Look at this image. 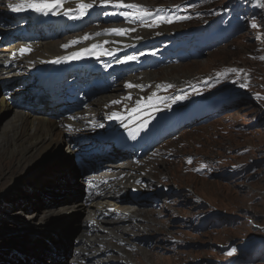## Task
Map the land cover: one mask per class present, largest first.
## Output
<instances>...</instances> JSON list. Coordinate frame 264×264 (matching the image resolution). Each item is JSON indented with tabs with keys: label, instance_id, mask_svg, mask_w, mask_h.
<instances>
[{
	"label": "rangeland",
	"instance_id": "rangeland-1",
	"mask_svg": "<svg viewBox=\"0 0 264 264\" xmlns=\"http://www.w3.org/2000/svg\"><path fill=\"white\" fill-rule=\"evenodd\" d=\"M231 1L131 0L130 4L139 5L150 13L144 16L143 23L133 18L139 15L136 10L109 6L111 9L107 8L106 14L101 16L102 22L109 23L90 24L72 34L87 35L98 27L99 32L146 25L152 35L150 39L154 38L152 41L161 45L157 47L153 43L135 53L136 57H152L147 70L143 68L138 70L142 72L124 73L115 89L112 87L109 92H100L94 101L102 96L123 95L127 88L122 84L125 85V79L130 76L153 75L159 78L161 85L159 90H154L156 95H153L154 102H150L152 106L169 110V116L178 113L176 117L180 118L185 113L180 111L182 107L199 103V107H188V111H193L170 126L174 127L173 133L164 135L170 137H160L162 139L155 145L156 150L151 149L146 153L147 157L140 159L145 162L143 168L155 162L145 171L154 177V190L146 186V192L153 194L156 189L165 194L157 198L160 200L158 204L154 199L142 207L127 205L132 211L150 212L153 215L146 214L144 219L132 223L121 224L118 221L117 226L126 230L127 239L119 236L128 241L132 250L128 255L132 261L128 260L127 255L115 251L105 257L98 255L96 262L221 264L236 257V264H264V8L258 6V0H251L254 11L247 9L240 18L236 14L232 19L219 20L220 15L229 9L227 4ZM185 10L188 13L184 21L173 20L174 14ZM124 12L132 13V16L125 18L122 15ZM114 13H118L122 19L113 21L106 17ZM157 17H164L165 20ZM253 23L257 24V28H252ZM175 48L182 50L173 53ZM173 67L179 76L172 78L176 81L181 79L182 82L171 84V77L167 78V70ZM232 79H238L241 84ZM210 83L218 84L192 93ZM153 86L157 88V85ZM120 88H124L122 92ZM141 88L153 91L150 85ZM171 94L179 97L172 104L167 100ZM186 94L189 95V101L183 98ZM127 99L130 100L129 97ZM116 102L123 105L121 100ZM137 102L134 101V104ZM14 114L15 111H11L0 115V147L4 131ZM68 151L67 143L57 151L50 148L48 152L53 153L47 152L35 162L30 161L29 166L12 178L9 177L11 168L8 161L0 160V264H33L32 251H38L41 243L44 249L50 247L48 235L61 230L59 225L62 219L68 220V230L61 233L58 243L59 249L66 243L62 258L58 262L51 260L49 248L46 249L47 257L40 256L39 263L66 264V255V260L70 262L68 252H74L72 241L80 232V225L86 216L84 213L77 212L70 219L67 215L60 219L45 217L42 220L44 209H27L29 206L24 200L16 207L8 203L19 196L18 192L27 190L29 181L33 182V177L40 169L53 161L67 159L70 156ZM86 171L83 166L75 169L79 181H76L77 185L67 188L70 191H54L48 187L39 190L42 203L45 205V200L50 202L52 199V209L57 210L62 205L69 206L73 199L81 200L83 194L85 201L88 189L84 183L93 173ZM110 171L105 167L100 174H109ZM195 171L203 173L202 176H198ZM83 186L86 188L84 191ZM9 206H13L12 209L7 208ZM117 215L119 217L121 213ZM26 230H31L33 234L29 235ZM111 230V234L114 233V226ZM40 234L47 236V239L40 240ZM227 245H233L236 250L231 256L227 253L233 248H223ZM20 252L25 253L22 255ZM116 257H123L127 261Z\"/></svg>",
	"mask_w": 264,
	"mask_h": 264
},
{
	"label": "bare ground",
	"instance_id": "bare-ground-1",
	"mask_svg": "<svg viewBox=\"0 0 264 264\" xmlns=\"http://www.w3.org/2000/svg\"><path fill=\"white\" fill-rule=\"evenodd\" d=\"M124 1L126 4L131 2V0ZM15 2L16 0H0V115L15 111L6 131H4V139L0 147V160L8 161L11 168L9 177L12 178L27 165L29 166L31 162H35L46 154L50 148L57 151L67 143L70 156L62 162L53 161L40 169L33 177V182L29 181L27 190L18 192L19 196L12 199V202L8 197V203H12L16 207V205H21L24 200L27 203L26 206H29L27 209H44L42 220L45 217L60 219L67 215V218L70 219L71 215L77 212L86 215L85 225L84 222L81 223L80 232L72 241L74 252H68L70 262L66 260L67 255L63 254V256L66 255L64 257L67 261L66 264H100L98 260L96 262L98 255L105 257L104 255L115 251L127 255L128 260L132 261V257L128 255V252L132 250L127 244L128 241L125 240L127 239L126 230L124 231L117 226L118 221L121 224L132 223L137 219H144L146 214L153 215L150 212L132 211L127 205L133 204L142 207L147 205V202L152 203V200H156L165 194L156 191V189L153 194L146 192V186H150L154 190L152 182L154 177L146 174L145 171L155 162L143 168L145 162L140 160L147 157L145 156L146 153L154 148L160 137L170 133L164 131L162 134H155V126L164 123L165 117L162 111L152 108V104H150L152 99L149 100V97L153 98V95H156L154 90H159L158 87L161 84L159 78L157 79L153 75L148 76L147 73V76H130L125 79V85L122 84L124 88H127L123 95L118 93V95L102 96L95 101L94 99L100 92H109L112 87L115 89V84L123 74V70L130 68L131 70L128 72H131L134 67V71H138L144 68L140 65L150 62L151 57L147 55L135 57L134 54L152 46L153 43L149 45L142 43L145 40L152 41L154 38L150 39L152 35L146 25L112 28L129 29L130 31L124 36H116L110 33L108 30L111 29L98 32L100 27L91 30L87 35H72L90 24L98 22L100 25H104L109 23L98 21L109 8L98 6L99 0H84V2L93 3L94 7L82 17L76 10L80 0H64L62 8L54 9L56 15L51 13L43 15L29 10L16 13V17H9L10 8L8 5ZM106 17L113 21L122 19L118 13H114L113 16L108 14ZM41 28L46 29L43 36L38 33ZM44 37L45 39L42 40ZM85 37L88 38L85 39ZM11 41H14L12 46L9 45ZM93 45L99 46L97 51L107 52L110 55H100L98 58L96 54L91 52L84 53L85 49L91 50ZM22 48L28 51L21 54L20 49ZM74 53L84 54L81 58L74 59ZM126 57H134L135 59L120 63ZM91 64H103L106 70H113L110 76L111 85L106 84L109 80L100 79L99 85L92 88V84L97 82V76L91 72L93 68L90 66ZM174 70H176L175 67L167 70V78L171 77V84L177 81L182 82L181 79L177 81L174 79L179 76V73ZM46 81L50 82L51 87L57 89L59 93L65 85L73 81L79 86L86 85V88L80 87L79 92L85 97V105H89L83 107L82 110L78 105L69 106L68 111L66 110L67 112L65 111V114L61 115L62 107L54 104L52 98L44 91L42 84ZM129 84L133 87H128ZM148 85L152 87L153 91H145L141 88ZM153 85H157V88L155 89ZM124 88H120L119 91L122 92ZM127 94L129 95L125 98ZM128 97L130 100L127 99ZM120 100L122 106H125L123 110H120L122 106L119 102L113 103ZM134 101L138 102L134 104ZM43 110L47 112L43 113ZM192 111V109L189 110V112ZM113 113H116L117 117H122V120L109 119ZM102 122L106 124L105 127H102ZM92 135L97 136L98 142L90 146L94 149L86 152L85 157L79 162L86 167L100 162V168L108 167L111 170L110 176L97 182L99 183L98 189L94 190L88 198V193H86L85 201L83 194L81 200L73 199L69 206L62 205L57 210L52 209L54 207L52 206V201H54L52 199L50 202L45 200L46 204L44 205L40 199L39 190L48 187L54 191L65 192L72 185H77L76 181L79 180L75 169L80 164H76L78 160H75L74 156L82 153L77 151L83 150L82 147L86 148V145L83 146L82 144L87 142V138ZM113 138L115 139L113 140ZM74 141L80 142V145L78 147L73 146L71 143ZM71 145L73 146L72 149ZM124 148H128L126 154L128 161L124 164L122 161L110 165L104 164V161L110 162L114 156L120 155ZM5 174L6 172L3 175ZM73 174L76 175L73 177ZM85 189L83 186V191ZM67 190L70 191V189ZM195 190L194 192H196ZM18 193H13V195ZM184 196L189 197L187 194ZM13 206L7 208L12 209ZM119 213L121 215L118 217L117 214ZM99 217L101 218L100 223L106 226L102 230L101 228L97 229L99 226L97 218ZM67 221L62 219L59 225L61 230H56L48 235V239L47 236L40 234V240L47 239L49 241L50 247L47 245L46 247L50 248L51 260L57 262L58 259L62 258L63 250H66V243L60 246V249L58 243L61 233L68 230ZM112 226H114L115 231L111 234ZM26 231L29 235L30 233L33 234L31 230ZM119 234L125 239L120 238ZM43 246L41 243L39 246L41 248L38 251H32L34 254L32 258L34 257L35 261L33 264H40V256L45 255L47 257L48 249H44ZM21 252L20 254L23 255L26 251ZM116 258L127 261L123 257Z\"/></svg>",
	"mask_w": 264,
	"mask_h": 264
},
{
	"label": "snow or ice",
	"instance_id": "snow-or-ice-1",
	"mask_svg": "<svg viewBox=\"0 0 264 264\" xmlns=\"http://www.w3.org/2000/svg\"><path fill=\"white\" fill-rule=\"evenodd\" d=\"M64 5V0H16L15 3H10L8 6L10 8V10L14 13H21V12H26V11H32L34 13H38V14H43V15H48L49 13H51L52 15H56L57 13L54 11V9L57 8H62ZM98 6L100 7H114L117 9H121V8H126V9H133L136 10L137 13H139V15L133 17L134 19H139L142 23L144 21V16L146 15H150V13H148V11L146 9H143L141 6L136 5V4H126L124 3V0H99V4ZM258 6L264 8V2H261V0H258ZM94 7L93 3H89V2H84V0H80V2L77 4V8L76 10L79 12L80 16H84L88 13L89 9H92ZM67 14V13H65ZM122 15L125 18H129L130 16H132V13L129 12H124L122 13ZM157 19L159 20H165L164 17H157ZM166 22H170V21H166ZM252 28H257V24L253 23ZM110 33L115 34L116 36H124L126 35L130 30L129 29H111L108 30ZM97 35H100L99 33H97ZM88 37H85V39H87ZM65 47H68V45H65ZM99 48L98 45H93L92 49H85L84 53H88L91 52L92 54H96L97 57L99 58L100 55H110V53L107 52H100L97 51ZM27 49H20L21 54H24L25 52H27ZM84 53H74L73 54V58L74 59H79L81 58V56ZM135 59L134 57H126L124 61H120V63H124L128 60H133ZM262 59H264V57H262ZM231 71H236L235 69H232ZM128 87H133V85L129 84ZM169 87H171V85H169ZM241 87H245V85H241ZM152 98L149 97V100H151ZM179 99V98H177ZM175 102V101H174ZM113 103H117L116 101H114ZM112 118H117V119H121L122 117H117L116 113H113L111 117H109V119ZM133 138H135L133 136ZM236 250L233 248L231 251H229L227 253V255L231 256L234 254Z\"/></svg>",
	"mask_w": 264,
	"mask_h": 264
},
{
	"label": "trees",
	"instance_id": "trees-1",
	"mask_svg": "<svg viewBox=\"0 0 264 264\" xmlns=\"http://www.w3.org/2000/svg\"><path fill=\"white\" fill-rule=\"evenodd\" d=\"M246 263H248V262L246 261Z\"/></svg>",
	"mask_w": 264,
	"mask_h": 264
}]
</instances>
